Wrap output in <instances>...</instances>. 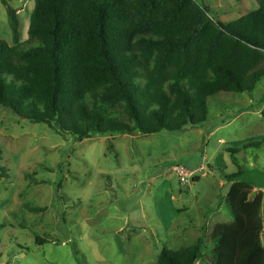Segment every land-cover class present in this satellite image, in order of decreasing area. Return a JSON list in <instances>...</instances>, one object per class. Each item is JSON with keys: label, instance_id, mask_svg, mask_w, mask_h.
Here are the masks:
<instances>
[{"label": "rangeland", "instance_id": "1", "mask_svg": "<svg viewBox=\"0 0 264 264\" xmlns=\"http://www.w3.org/2000/svg\"><path fill=\"white\" fill-rule=\"evenodd\" d=\"M197 1L225 23L259 5ZM5 2L18 16V44L34 45L28 34L34 0H0V40L14 46ZM263 103L264 79L252 92L211 97L208 119L198 127L83 141L0 106V264H157L165 249L199 239L197 264H210L213 229L236 216L261 224L264 236ZM238 171L236 180L225 179ZM260 196L254 221L253 207L240 209Z\"/></svg>", "mask_w": 264, "mask_h": 264}, {"label": "trees", "instance_id": "2", "mask_svg": "<svg viewBox=\"0 0 264 264\" xmlns=\"http://www.w3.org/2000/svg\"><path fill=\"white\" fill-rule=\"evenodd\" d=\"M34 2V45L26 48L18 16L4 4L14 46L0 40V106L59 135L83 141L198 127L211 97L252 92L264 79V0L230 23L197 0ZM261 203L260 196L240 212L253 207L255 221ZM236 217L213 229L210 264H264L261 224ZM201 244L165 249L157 264H196Z\"/></svg>", "mask_w": 264, "mask_h": 264}, {"label": "crops", "instance_id": "3", "mask_svg": "<svg viewBox=\"0 0 264 264\" xmlns=\"http://www.w3.org/2000/svg\"><path fill=\"white\" fill-rule=\"evenodd\" d=\"M258 7H259V5H258ZM223 18V17H222ZM222 21V20H221ZM222 22H224V21H222ZM262 110H264V103H263V106H262V108H261V110L260 111H262ZM262 145V144H261ZM241 153V152H240ZM240 153H238V154H240ZM231 175V174H230ZM225 176V179H227V176H229L228 174H225L224 175ZM237 179V178H236ZM236 179H232V180H236ZM231 180V179H230ZM199 181V180H198ZM235 181H232L231 182V184L233 183V184H236V182L234 183ZM194 183H196V182H194ZM256 193H260V191H258V190H256ZM233 194V191L231 192V194L230 195H232ZM261 194H262V192H261ZM263 198V197H262ZM229 208L231 209V213H233V210H232V208H231V206H229ZM237 211V210H236ZM234 214V213H233ZM197 229L199 228V225L196 227ZM199 230V229H198ZM212 234V233H211ZM197 264V263H196Z\"/></svg>", "mask_w": 264, "mask_h": 264}, {"label": "built area", "instance_id": "4", "mask_svg": "<svg viewBox=\"0 0 264 264\" xmlns=\"http://www.w3.org/2000/svg\"><path fill=\"white\" fill-rule=\"evenodd\" d=\"M179 175L183 181L188 182L187 174L183 170L179 171Z\"/></svg>", "mask_w": 264, "mask_h": 264}]
</instances>
